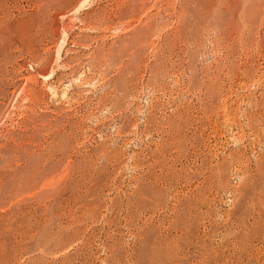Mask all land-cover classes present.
I'll return each mask as SVG.
<instances>
[{
    "label": "rangeland",
    "instance_id": "obj_1",
    "mask_svg": "<svg viewBox=\"0 0 264 264\" xmlns=\"http://www.w3.org/2000/svg\"><path fill=\"white\" fill-rule=\"evenodd\" d=\"M0 264H264V0H0Z\"/></svg>",
    "mask_w": 264,
    "mask_h": 264
}]
</instances>
